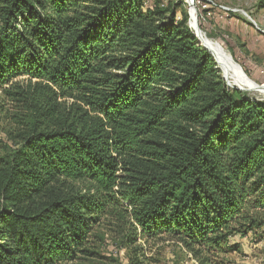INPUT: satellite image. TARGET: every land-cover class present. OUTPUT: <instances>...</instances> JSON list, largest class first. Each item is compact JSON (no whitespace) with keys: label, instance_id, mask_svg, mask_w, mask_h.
<instances>
[{"label":"trees","instance_id":"trees-1","mask_svg":"<svg viewBox=\"0 0 264 264\" xmlns=\"http://www.w3.org/2000/svg\"><path fill=\"white\" fill-rule=\"evenodd\" d=\"M180 3L0 0V264L86 259L103 220L198 264L264 238V103L227 84Z\"/></svg>","mask_w":264,"mask_h":264},{"label":"rangeland","instance_id":"rangeland-1","mask_svg":"<svg viewBox=\"0 0 264 264\" xmlns=\"http://www.w3.org/2000/svg\"><path fill=\"white\" fill-rule=\"evenodd\" d=\"M177 10L179 18L185 12L188 14V24L196 35L197 30L190 25L194 11L201 35L206 40L219 42L238 66L236 71L220 65L196 35L213 56L227 84L264 103V0H193V4L181 0ZM7 107L0 89V154L6 148L4 141L10 126L5 113ZM66 187L81 192L93 189L92 183L86 180L66 182ZM132 231L131 225L122 229L112 220H103L91 236L94 254L67 264H198L183 244L166 237L146 242L138 230V239L131 244L125 236ZM260 234L233 235L230 242L239 248L224 258L234 264H264V238H259Z\"/></svg>","mask_w":264,"mask_h":264},{"label":"bare ground","instance_id":"bare-ground-1","mask_svg":"<svg viewBox=\"0 0 264 264\" xmlns=\"http://www.w3.org/2000/svg\"><path fill=\"white\" fill-rule=\"evenodd\" d=\"M189 2L191 4H193V0H189ZM191 19L192 20L190 22V25H192V27L197 30L198 33H196V34L198 35V38L200 39V42L214 55V57L218 60L219 64L222 65V66H225V67L233 68L236 71L239 70L238 66L232 60V58L229 55V53L226 52V50L221 46V44L219 42H217L215 40H206L201 35L199 24H198V20H197V17L195 15L194 11H192ZM241 78L244 79V80H247L250 84L252 83L248 78H245V77L244 78L241 77Z\"/></svg>","mask_w":264,"mask_h":264},{"label":"water","instance_id":"water-1","mask_svg":"<svg viewBox=\"0 0 264 264\" xmlns=\"http://www.w3.org/2000/svg\"><path fill=\"white\" fill-rule=\"evenodd\" d=\"M197 35V34H196ZM198 36V35H197ZM208 50V49H207ZM209 51V50H208ZM210 52V51H209Z\"/></svg>","mask_w":264,"mask_h":264},{"label":"built area","instance_id":"built-area-1","mask_svg":"<svg viewBox=\"0 0 264 264\" xmlns=\"http://www.w3.org/2000/svg\"><path fill=\"white\" fill-rule=\"evenodd\" d=\"M225 9V8H224ZM227 9V8H226Z\"/></svg>","mask_w":264,"mask_h":264}]
</instances>
